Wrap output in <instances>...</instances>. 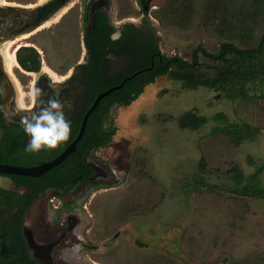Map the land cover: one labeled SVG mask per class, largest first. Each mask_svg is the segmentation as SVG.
Returning a JSON list of instances; mask_svg holds the SVG:
<instances>
[{
    "label": "flooded vegetation",
    "instance_id": "obj_1",
    "mask_svg": "<svg viewBox=\"0 0 264 264\" xmlns=\"http://www.w3.org/2000/svg\"><path fill=\"white\" fill-rule=\"evenodd\" d=\"M126 1L0 0V264H143L142 254L114 244L120 233L98 230V193L125 177L101 153L111 142L100 147L98 134L130 97L147 39L160 43L148 14L154 0H137V9ZM115 34L120 38L113 40ZM49 72L64 78L56 87L67 101L71 135L55 150L26 153L23 114L11 113L33 85L45 104L55 95ZM110 88L72 153L39 175L18 171L60 156ZM137 237L129 238L134 247Z\"/></svg>",
    "mask_w": 264,
    "mask_h": 264
},
{
    "label": "rangeland",
    "instance_id": "obj_2",
    "mask_svg": "<svg viewBox=\"0 0 264 264\" xmlns=\"http://www.w3.org/2000/svg\"><path fill=\"white\" fill-rule=\"evenodd\" d=\"M136 2L126 1L137 9ZM196 2L190 19L176 24L161 23L159 16L172 0H154L149 20L167 55L190 59L199 43L209 49L219 45L214 27L220 17L209 16V5ZM194 108L208 120L197 129L181 128L178 116ZM114 117L117 130L101 153L125 177L98 193L100 232L120 233L114 244L142 254L143 264H264V197L241 194L237 187L244 182L230 172L239 166L245 182L264 189V98H229L206 86L186 89L166 74ZM229 122H249L259 131L236 145L223 131ZM134 234L141 241L135 247L130 242Z\"/></svg>",
    "mask_w": 264,
    "mask_h": 264
},
{
    "label": "trees",
    "instance_id": "obj_3",
    "mask_svg": "<svg viewBox=\"0 0 264 264\" xmlns=\"http://www.w3.org/2000/svg\"><path fill=\"white\" fill-rule=\"evenodd\" d=\"M196 1L172 0L171 7L159 15L161 23L167 19L176 24L189 20V14L193 15L195 11ZM247 1L243 0L245 4L242 5H233V0H204V2L200 0L201 4L209 5L207 9L209 16L212 14L215 18L220 17L214 29L217 30L221 41L213 49L199 43L193 49L190 59L179 55H167L160 49L156 39L148 38L145 56L140 61L142 72L130 82L131 95L122 102V106L130 105L140 97L149 84L156 81L157 77L166 74L180 81L186 89L195 90L206 86L222 92L229 98H249L253 95L264 98V0H258L256 5H248ZM207 120V116L200 114L195 108L178 116L179 126L186 129H197ZM103 124L102 122L98 134L97 144L100 147L112 142L117 130L114 123L106 128ZM223 131L234 144L239 145L253 139L259 127L249 122H229ZM80 159L83 165V158ZM205 167L206 160L203 156L200 159V171L204 172ZM230 172L235 180L244 182L242 186L237 187V191L241 194L264 197L263 188L253 185L250 180L245 182L244 172L239 166H233ZM257 173H252L250 177L253 178ZM202 174L200 173L199 177H202Z\"/></svg>",
    "mask_w": 264,
    "mask_h": 264
},
{
    "label": "clouds",
    "instance_id": "obj_4",
    "mask_svg": "<svg viewBox=\"0 0 264 264\" xmlns=\"http://www.w3.org/2000/svg\"><path fill=\"white\" fill-rule=\"evenodd\" d=\"M120 35L115 34L112 39L116 40ZM48 78L55 95L50 96L46 104L42 99V90L33 85L28 92L17 98L11 113V115L23 114L20 115V125L29 137L24 148L26 153L55 150L67 142L71 135V121L65 113L67 101L61 100L60 89L56 87L63 83L64 78L52 72L48 73Z\"/></svg>",
    "mask_w": 264,
    "mask_h": 264
},
{
    "label": "water",
    "instance_id": "obj_5",
    "mask_svg": "<svg viewBox=\"0 0 264 264\" xmlns=\"http://www.w3.org/2000/svg\"><path fill=\"white\" fill-rule=\"evenodd\" d=\"M119 87V86H117ZM113 88H110L109 90L100 93L99 96L96 98L93 106L90 108V110L86 113L84 120H83V124L81 127V130L78 134V136L70 143V145L64 150V152L58 156L57 158H55L54 160L48 162V163H44L42 165L39 166H35V167H29V168H22L19 169L18 171L21 173H26V174H31V175H39L41 173H43L44 171H46L47 169H49L50 167L59 164L62 160H64L70 153H72L75 149H76V145L78 143V141L82 138L83 134H84V130H85V126H86V122H87V118L89 113L96 107V105L98 104L99 100L106 95L107 93H109Z\"/></svg>",
    "mask_w": 264,
    "mask_h": 264
}]
</instances>
